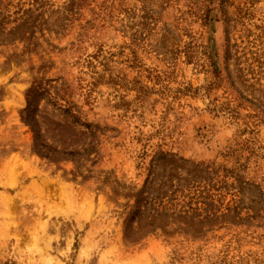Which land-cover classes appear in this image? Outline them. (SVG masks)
Here are the masks:
<instances>
[{
    "label": "rangeland",
    "instance_id": "obj_1",
    "mask_svg": "<svg viewBox=\"0 0 264 264\" xmlns=\"http://www.w3.org/2000/svg\"><path fill=\"white\" fill-rule=\"evenodd\" d=\"M0 264H264V0H0Z\"/></svg>",
    "mask_w": 264,
    "mask_h": 264
},
{
    "label": "trees",
    "instance_id": "obj_2",
    "mask_svg": "<svg viewBox=\"0 0 264 264\" xmlns=\"http://www.w3.org/2000/svg\"><path fill=\"white\" fill-rule=\"evenodd\" d=\"M34 148H35V151H36V153L40 156V157H42V158H45V159H51V157H50V147H48V146H46V145H44V144H38L37 142H36V140H35V146H34ZM52 151H54V150H52ZM137 209V208H136ZM158 207L157 208H155L154 209V216L153 217H151V219H153L154 220V218H155V215H158L157 213H158ZM153 210L151 209V212H152ZM153 220H150V226L152 227L153 225ZM137 230H139V228L137 229Z\"/></svg>",
    "mask_w": 264,
    "mask_h": 264
}]
</instances>
